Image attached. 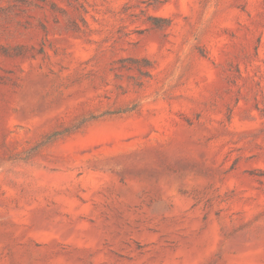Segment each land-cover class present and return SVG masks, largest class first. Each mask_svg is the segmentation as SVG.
I'll list each match as a JSON object with an SVG mask.
<instances>
[{
	"label": "rangeland",
	"instance_id": "rangeland-1",
	"mask_svg": "<svg viewBox=\"0 0 264 264\" xmlns=\"http://www.w3.org/2000/svg\"><path fill=\"white\" fill-rule=\"evenodd\" d=\"M0 264H264V0H0Z\"/></svg>",
	"mask_w": 264,
	"mask_h": 264
}]
</instances>
